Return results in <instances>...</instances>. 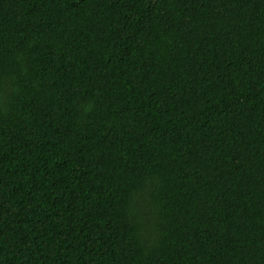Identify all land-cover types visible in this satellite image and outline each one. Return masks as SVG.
<instances>
[{
    "label": "trees",
    "instance_id": "16d2710c",
    "mask_svg": "<svg viewBox=\"0 0 264 264\" xmlns=\"http://www.w3.org/2000/svg\"><path fill=\"white\" fill-rule=\"evenodd\" d=\"M0 264H264V0H0Z\"/></svg>",
    "mask_w": 264,
    "mask_h": 264
}]
</instances>
